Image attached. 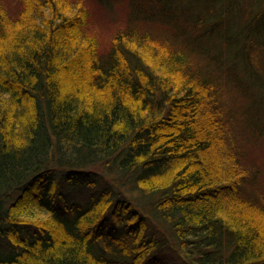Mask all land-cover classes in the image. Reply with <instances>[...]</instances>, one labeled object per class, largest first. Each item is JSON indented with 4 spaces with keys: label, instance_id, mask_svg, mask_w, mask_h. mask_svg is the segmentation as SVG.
I'll list each match as a JSON object with an SVG mask.
<instances>
[{
    "label": "trees",
    "instance_id": "1",
    "mask_svg": "<svg viewBox=\"0 0 264 264\" xmlns=\"http://www.w3.org/2000/svg\"><path fill=\"white\" fill-rule=\"evenodd\" d=\"M17 1L0 0V264H166L164 247L264 264V197L244 191L259 171L226 97L250 103L258 143L264 0H117L124 23L103 0ZM95 17L116 30L107 53ZM76 183L95 193L68 204Z\"/></svg>",
    "mask_w": 264,
    "mask_h": 264
},
{
    "label": "rangeland",
    "instance_id": "2",
    "mask_svg": "<svg viewBox=\"0 0 264 264\" xmlns=\"http://www.w3.org/2000/svg\"><path fill=\"white\" fill-rule=\"evenodd\" d=\"M2 1L5 6L8 7V9H10L11 11H17L19 9V2L17 0ZM102 3L106 5L108 9H110V11L112 12V17H115L118 12L117 8L114 7V5L117 6V0H103ZM121 18L122 16L119 11L116 19L118 22L121 21L122 23H124L123 19ZM91 30L95 36V40L92 44L93 49L96 50L98 54L107 53L108 50L113 47L112 45L116 41V30L114 29L113 23L108 22L107 20H99L95 17L94 21L92 22ZM226 97L227 100L233 98L237 102L232 104L233 108H240V105H242V112L239 113V117H237L238 126L236 125V137L237 143L239 145L237 150L242 154L240 156H243V159L247 161L250 168L252 166L255 171H259V176H257L255 182L250 181L245 183L244 191L247 192L245 193V195L250 196L259 194L260 196L264 197V172H261V169L264 170V146H258L264 144V133L258 143L250 135L248 129L245 126V115L243 114L245 111V105H249L250 103L246 101L243 104L242 98H244V96H242L239 91H231L230 88H228V94ZM76 184L71 187L70 185H67L66 194H68V198L67 200L64 199V202L68 204H71V201L83 203L95 193V188L90 187L86 183ZM133 197L135 198V200L137 199L136 194H134ZM157 257L159 259L165 260L166 264H181V262L177 259L176 255L173 253V251L167 247H164Z\"/></svg>",
    "mask_w": 264,
    "mask_h": 264
}]
</instances>
